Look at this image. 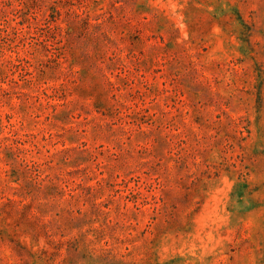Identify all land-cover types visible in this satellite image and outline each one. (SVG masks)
<instances>
[{"label": "rangeland", "instance_id": "374dc122", "mask_svg": "<svg viewBox=\"0 0 264 264\" xmlns=\"http://www.w3.org/2000/svg\"><path fill=\"white\" fill-rule=\"evenodd\" d=\"M0 264H264V0H0Z\"/></svg>", "mask_w": 264, "mask_h": 264}]
</instances>
